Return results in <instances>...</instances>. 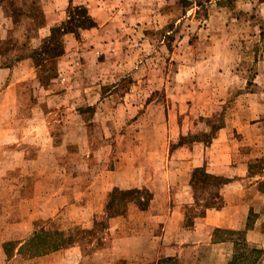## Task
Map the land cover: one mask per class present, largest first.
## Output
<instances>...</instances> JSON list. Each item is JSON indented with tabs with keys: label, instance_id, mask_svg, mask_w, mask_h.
I'll use <instances>...</instances> for the list:
<instances>
[{
	"label": "rangeland",
	"instance_id": "1",
	"mask_svg": "<svg viewBox=\"0 0 264 264\" xmlns=\"http://www.w3.org/2000/svg\"><path fill=\"white\" fill-rule=\"evenodd\" d=\"M46 1L0 0V67H12L40 49L42 41L54 34L51 28H71L74 24L67 22L73 13L76 21L89 15L95 26L62 36L55 33L61 55L35 67L7 100L22 108L13 111L17 117L29 122L47 119L39 131L46 139L40 142L44 152L69 147V157H61L59 164L91 168L92 180L104 167L126 165L132 154L146 163L149 150L163 149L158 141L166 132L167 106H189L191 116L207 129L202 132L207 137L223 124L230 95L218 99L216 94L212 101V94H206L205 109L199 105L202 95L194 92L197 85H206L208 77L218 81V72L226 70L223 74L228 77L230 66L218 71V63L231 61L242 75L246 70L251 85H258L253 82L255 73L264 68V0H67L66 4L59 0L60 17L45 25ZM79 5L88 12L78 13L74 7ZM202 73L204 77L198 78ZM260 80L264 85V78ZM38 103L44 108L33 110ZM49 134L52 142L47 141ZM63 136L70 138L65 144ZM29 146V154L35 153V144ZM47 160L45 156L49 167L52 162ZM254 167H264V159ZM53 177L56 182H71V175L65 173ZM139 191L116 192L109 210L126 213L133 196L148 204L152 195L143 188ZM33 192L27 190L29 195ZM195 211L193 207L190 213ZM106 227V222L95 223L91 231L76 226L71 236V224L36 222L33 228L38 232L27 239L24 252L31 255L54 245L71 246L72 238L89 252L112 246L115 240ZM15 244L6 242L4 248L13 251ZM250 254L246 260L237 252L235 264L251 262L256 253ZM19 262L15 258L7 264Z\"/></svg>",
	"mask_w": 264,
	"mask_h": 264
},
{
	"label": "crops",
	"instance_id": "2",
	"mask_svg": "<svg viewBox=\"0 0 264 264\" xmlns=\"http://www.w3.org/2000/svg\"><path fill=\"white\" fill-rule=\"evenodd\" d=\"M60 4L47 0L42 6L45 25L60 17ZM228 65V77L226 70L218 72V81L208 77L194 91L202 95L199 105L205 109L206 94H212V101L216 94L218 99L230 95L225 121L210 136L202 134L207 129L191 116L189 106H167L166 132L158 141L163 149L149 150L146 163L132 154L126 165L104 167L93 180L91 168L59 164L61 157H69V147L44 152L40 142L46 139L39 131L47 119L17 117L13 111L22 108L7 100L35 70L33 59L24 56L12 67H0L1 264L15 258L19 264H154L167 257L176 264H235L237 252L246 260L256 253L245 264H264V167H254L264 159V68L255 73L258 85H251L246 70L242 75L231 61L218 63V71ZM44 106L35 104L33 110ZM69 140L63 136L61 141ZM47 141H53L50 134ZM29 144H35V153L29 154ZM45 156L52 162L49 167ZM196 169L225 179L218 189L220 207L205 206L210 187L193 186ZM64 173L71 175L69 185L53 177ZM115 188H143L152 196L146 207L133 201L126 213L110 215L107 204ZM193 207L197 211L191 214ZM49 221L71 224V236L76 226L91 231L95 223L106 222L115 244L89 252L72 238L71 246L25 253L27 239L38 232L34 223ZM12 240L13 251L6 250L4 244Z\"/></svg>",
	"mask_w": 264,
	"mask_h": 264
},
{
	"label": "trees",
	"instance_id": "3",
	"mask_svg": "<svg viewBox=\"0 0 264 264\" xmlns=\"http://www.w3.org/2000/svg\"><path fill=\"white\" fill-rule=\"evenodd\" d=\"M78 13L81 15L84 13H87V9L82 6H76L74 7ZM72 13V12H71ZM79 15V14H78ZM73 18L71 21H68L67 23H73L74 25L71 26V28H66V27H61V29L57 27L51 28V33L54 32V34L47 36L43 41L40 46V49H33L32 54L29 55L33 59L35 67L39 68V66L42 65V63L46 60H52L55 57H58L62 53V47L59 38L55 35V33H58V36H62L64 33H67L68 31L74 32L77 30L76 28H90L95 26V22L93 19L88 15L84 16V18H80L76 21L74 13L73 16L69 17ZM60 30V32H59ZM42 54H50L49 56L47 55L46 57H42ZM223 177L219 176H213L208 173H206L203 169H196L194 172V178H193V186L196 187L198 183H200L204 187H210V189L207 191V199L205 202V206L207 207H220L223 204V200L219 194V187L221 184L224 182ZM118 192L119 194H126L128 192H132L133 194L139 193V189H130V190H121L118 188H115L112 193H111V198L107 204V210L110 215H115V214H122V210H114L110 211L109 208L111 205L114 206V201L115 197L114 194ZM123 192V193H122ZM136 199L134 196L130 199L131 202H136L138 203L141 207H146L147 206V201L140 202V200ZM218 232V231H217ZM154 264H176V261L172 257H167V258H161L157 261V263Z\"/></svg>",
	"mask_w": 264,
	"mask_h": 264
}]
</instances>
